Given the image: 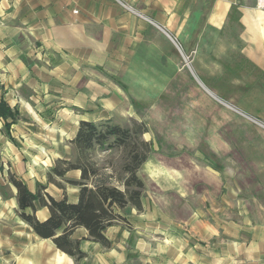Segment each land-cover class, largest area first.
<instances>
[{"label": "crops", "instance_id": "crops-1", "mask_svg": "<svg viewBox=\"0 0 264 264\" xmlns=\"http://www.w3.org/2000/svg\"><path fill=\"white\" fill-rule=\"evenodd\" d=\"M185 51L197 62L210 60L215 74L241 92L236 107L264 123L262 0H0V100L17 112L8 130L0 116V264H207L187 260L184 247L169 243L167 204L174 195L211 197L217 186L211 166L193 180L151 160L150 179L143 181L155 190L143 191L141 210L130 204L118 210L123 218L104 231L110 246L90 238L84 226L73 229L81 258L35 233L20 216L9 178H22L33 193L45 184L56 199L77 202L80 186L67 180H80L82 171L56 176L61 186L48 173L73 152L80 122H111L106 112L121 107L123 89L163 92L176 78L184 83L179 60ZM149 161L150 155L142 166ZM202 183L210 193L196 191ZM35 204L26 212L46 220L48 207ZM226 264H264V243Z\"/></svg>", "mask_w": 264, "mask_h": 264}, {"label": "rangeland", "instance_id": "rangeland-1", "mask_svg": "<svg viewBox=\"0 0 264 264\" xmlns=\"http://www.w3.org/2000/svg\"><path fill=\"white\" fill-rule=\"evenodd\" d=\"M210 63L197 62L193 51L181 53L179 67L185 72L184 83L181 77L176 78L171 90L163 92L123 89L121 107L106 112L111 122L103 123L133 130L135 123L147 127L139 135V139L152 143L150 161L138 170L142 180L150 179L151 160L184 170L193 180L210 166L216 170L212 179L217 180V186L210 189L211 197L181 200L174 195L169 199L168 241L184 247L187 260L226 264L241 260L250 247L264 243V123L236 107L241 92L227 83L225 75L215 74L217 69ZM202 79L220 91H210ZM106 94L117 98L112 92ZM96 111L90 114L94 116ZM129 151L127 145L109 149L96 145L81 153L74 146L63 159L87 162L111 172L118 184L125 176L123 166L129 161ZM205 186L202 183L196 191L210 193Z\"/></svg>", "mask_w": 264, "mask_h": 264}, {"label": "trees", "instance_id": "trees-1", "mask_svg": "<svg viewBox=\"0 0 264 264\" xmlns=\"http://www.w3.org/2000/svg\"><path fill=\"white\" fill-rule=\"evenodd\" d=\"M17 112L8 103L0 100V116L5 119L8 130L16 119ZM10 119V120H9ZM144 124L135 123V129L123 127L114 123H95L83 120L73 140L79 152H86L96 145L112 148L113 146H130L129 161L123 166L125 176L116 184L114 175L106 170L85 162L72 163L59 159L48 173L49 182H55L56 176L64 177L70 169H81L80 180H67L80 186L79 200L69 202L65 195L61 199L45 192L46 185L39 183L36 193L29 190L26 182L17 175L10 173L9 178L18 190L20 216L33 228L35 233L43 238H52L57 247L71 256L83 257V252L77 241L71 239L74 228L84 226L90 238L110 246V241L104 234L105 229L116 220L122 219L119 209L132 205L138 210L143 208L144 181L139 177L138 170L148 159L152 143L139 139V135L147 131ZM112 140V141H111ZM123 186V189L121 188ZM47 206L50 212L46 220H39L34 213H27V208L36 209L35 202ZM62 230L61 234L58 232Z\"/></svg>", "mask_w": 264, "mask_h": 264}, {"label": "built area", "instance_id": "built-area-1", "mask_svg": "<svg viewBox=\"0 0 264 264\" xmlns=\"http://www.w3.org/2000/svg\"><path fill=\"white\" fill-rule=\"evenodd\" d=\"M264 2V0H262Z\"/></svg>", "mask_w": 264, "mask_h": 264}]
</instances>
